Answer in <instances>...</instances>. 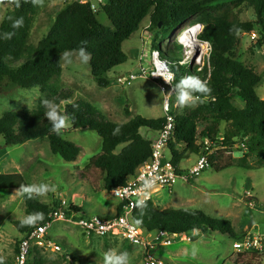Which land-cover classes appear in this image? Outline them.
Here are the masks:
<instances>
[{
  "label": "trees",
  "instance_id": "trees-1",
  "mask_svg": "<svg viewBox=\"0 0 264 264\" xmlns=\"http://www.w3.org/2000/svg\"><path fill=\"white\" fill-rule=\"evenodd\" d=\"M13 10L7 12L0 24V89H39L58 105L61 114L70 117L71 131H91L102 140V153L91 159L89 166L103 174L104 189L112 192L126 185L136 170L146 163L152 154V140L141 134L142 129L158 133L163 130L166 118L146 119L136 116L125 124H118L101 110L85 101L71 103L73 92L60 87L63 68L61 56L85 47L91 53V73L100 88L111 86L108 74L125 64L128 57L123 44L150 18L148 32L160 31L170 38L181 24L197 16L198 24L204 25L201 42L209 43L211 51L204 65L185 67L177 55L183 50L161 49V59L175 76V86L189 76L199 78L210 90L200 96L197 107L187 114L175 116L173 139L169 144L173 164L180 168L183 160L192 154L201 155L204 144L211 143L210 167L218 172L232 167L230 156L240 153V165L245 167L253 159L257 167L264 166V100L256 89L262 79L253 70L229 57L237 47L242 33L258 30L264 37V0H106L104 12L113 28L98 21V15L78 3L64 4L57 13L48 35L36 46L28 45L31 27L38 9V0H14ZM247 5L255 12V21L242 22L241 6ZM210 11V12H208ZM23 19V26L12 28L16 19ZM13 32L11 39L4 33ZM165 32V33H164ZM82 41L86 44L82 45ZM155 49H157L154 46ZM239 103V104H238ZM43 102L32 111L22 114L6 113L0 118V137L6 146H20L27 142L48 139L52 154L65 162H76L82 148L51 131V123L45 116ZM200 126H203L199 130ZM126 145L120 153L118 147ZM184 145L185 149H179ZM182 173V171H179ZM5 188H20V175L7 176ZM28 214L42 212L44 219L32 227L16 224L23 236L38 225L51 221V208L34 198L24 196ZM82 209L71 207L68 216L81 214ZM122 213L119 205L117 215ZM133 220L148 233L164 232L169 236L198 233H220L237 239V233L229 220L213 218L203 211L168 208L159 210L153 202L139 204ZM19 243L16 245L18 252ZM32 259V260H31ZM28 264H44L41 251L33 248Z\"/></svg>",
  "mask_w": 264,
  "mask_h": 264
},
{
  "label": "rangeland",
  "instance_id": "rangeland-1",
  "mask_svg": "<svg viewBox=\"0 0 264 264\" xmlns=\"http://www.w3.org/2000/svg\"><path fill=\"white\" fill-rule=\"evenodd\" d=\"M14 4V0H0V24L7 12L13 10ZM63 7V0H38L28 45L36 47L48 35L57 13ZM240 11L242 22L255 21L253 8L243 5ZM98 21L105 27L113 28L104 11L98 14ZM149 24L148 17L140 29L123 44L128 61L108 74L111 79V86L108 88L98 86L92 76L89 61L82 63L78 53L71 52V62H67L62 54L63 73L59 85L73 92L71 103L88 102L118 124H125L136 116L146 119L165 117L164 103L168 93L159 82L140 76L131 84L124 85L118 81V77L139 74V69L142 68L150 71L153 68L155 52L158 51L162 60L161 50L164 53H168L167 48L175 50L176 45L180 46L177 38L199 24L195 16L181 24L168 39L162 37L160 31L163 29L148 32ZM198 40L201 41L200 37ZM197 45L196 43L188 50L193 60H186L185 48L177 55L185 67L204 65V60L196 56L199 49ZM210 51L209 44L206 60ZM229 57L261 77L262 81L256 92L264 100L263 35L258 30L242 33L236 49ZM45 97L38 88L0 89V118L9 112H32ZM170 103L171 110L176 114H187L197 107L198 101L194 105L181 108L176 104L174 91ZM141 134L152 140L157 133L142 129ZM64 138L82 148L76 162L68 163L52 154L48 139L34 140L20 146H6L4 139L0 137V262L15 260L16 245L23 238L16 224L28 215L24 196L18 193V187L5 188L7 176L20 175L22 183L19 185L48 184L55 187V192L50 191L43 197H33L53 212L72 206L83 210L81 215H73V222L55 221L52 224L48 237L61 250L53 249V245L42 250L44 264H104V254L109 251L127 253L129 264H147L148 253L167 264H264V251L237 252L233 248L235 240L220 233H202L204 236L199 235L200 233L191 234L185 240L176 239L171 246L156 244L155 241L154 247L147 249L133 246L122 237H87L75 222L82 216H110L119 200L104 189L103 174L89 166L91 159L102 153V140L98 134L87 130L71 131V128H67L64 129ZM125 146L121 145L116 152L120 153ZM179 149L184 150L185 146L180 145ZM166 156L170 158L168 151ZM197 156L192 154L183 160L180 164L181 170L185 171L193 166ZM230 158L231 168L218 172L210 167L189 183L179 179L173 188L162 189L154 198L155 207L159 210H200L213 218L229 220L237 233L236 240H241L254 230L264 234V166L257 167L253 159H249L245 167L251 166L254 169L242 168L240 153H233ZM157 236V232L146 234L150 242Z\"/></svg>",
  "mask_w": 264,
  "mask_h": 264
},
{
  "label": "built area",
  "instance_id": "built-area-1",
  "mask_svg": "<svg viewBox=\"0 0 264 264\" xmlns=\"http://www.w3.org/2000/svg\"><path fill=\"white\" fill-rule=\"evenodd\" d=\"M63 2L64 4L78 3L87 6L96 15L104 11L105 6L107 5L106 0H63ZM196 26L202 27L204 30V25L199 24ZM177 42H179L182 48H185L184 51L187 52L189 50L186 49L187 46L181 44L179 37L177 38ZM155 50L157 51V49ZM152 64L153 68L150 71L142 68L139 69V74L132 73L118 77V81L124 85H129L138 77L143 76L159 82L165 88V91L167 87H171V93L168 94L164 103L166 124L163 130L156 134V138L152 139L151 157L136 170L135 174L128 179L126 185L116 188L111 192L112 197L118 199L120 202V206L122 207L121 214H116L114 216H82L75 222L87 237H122L133 246L146 249L148 247L153 248L155 241L156 244L161 243L165 246H171L176 239H184L190 236L182 235L171 237L164 232H159L156 239L150 242V240L146 238V234L149 233L136 225L133 220L136 207L139 204L146 202H154V198L157 197L162 189L173 188L179 179L189 183L199 177L205 170L210 168L209 155L212 154V150H210L211 143L205 139L202 141L204 144L203 153L197 156V161L193 166L185 171H182L181 168L178 169L175 167L169 149V144L173 139L176 125L175 116L170 113V98L174 93L173 85L175 82V76L167 63L160 60L158 51L153 55ZM165 105H167V108ZM166 151L169 152V159L166 156ZM179 171H182V173H179ZM70 208L54 211L49 216L51 221L38 225L36 228L28 231L20 241L15 260L12 262H0V264H28L33 248L42 251L53 245V249L60 251L61 247L49 239L48 231L55 221L73 222L74 214L72 213L70 216L67 214L70 213ZM75 215L77 216V214ZM189 241L191 240L189 239ZM233 248L237 252L261 253L264 251V234L256 230L251 231L241 240H236L233 243ZM146 262L147 264H167L151 253L147 254Z\"/></svg>",
  "mask_w": 264,
  "mask_h": 264
},
{
  "label": "clouds",
  "instance_id": "clouds-1",
  "mask_svg": "<svg viewBox=\"0 0 264 264\" xmlns=\"http://www.w3.org/2000/svg\"><path fill=\"white\" fill-rule=\"evenodd\" d=\"M13 29H18L23 26V19H16L12 23ZM14 35L13 32H8L3 34V38L11 39V36ZM82 45L86 44L85 41L81 42ZM64 59L67 62H71V52H65ZM78 58L82 63H87L91 59V53L87 52L85 47H80L78 50ZM210 90L207 85L199 80V78L194 76L185 77L180 80V82L175 86L176 94V104L181 108L185 106L194 105L198 100L201 102L202 99L200 96L194 95V93L207 94ZM43 104L46 108L45 116L47 120L51 123V131L60 134L61 130L65 128L70 120V117L64 114H61L59 107L53 101L44 100ZM167 108V105H165ZM55 192L56 189L54 186H49L48 184H39V185H21L18 190V193L21 196H27L28 199H32L34 196L43 197L49 192ZM44 219V214L42 212H35L28 215H25L21 221V227H32L37 222ZM197 230L193 229V234H196ZM236 241V240H235ZM104 264H129V257L127 253L117 254L115 251H109L104 254Z\"/></svg>",
  "mask_w": 264,
  "mask_h": 264
},
{
  "label": "bare ground",
  "instance_id": "bare-ground-1",
  "mask_svg": "<svg viewBox=\"0 0 264 264\" xmlns=\"http://www.w3.org/2000/svg\"><path fill=\"white\" fill-rule=\"evenodd\" d=\"M202 31V27L199 26H194L190 29V31L187 34L181 35L179 37V40L181 41L182 45L187 46L186 49H190L192 46L198 44L197 46L199 47L198 51V58H200L202 61L204 60L206 54L208 53L209 50V44L203 43L198 40V36ZM186 60H191L193 58L192 55L186 52ZM193 60V59H192Z\"/></svg>",
  "mask_w": 264,
  "mask_h": 264
},
{
  "label": "water",
  "instance_id": "water-1",
  "mask_svg": "<svg viewBox=\"0 0 264 264\" xmlns=\"http://www.w3.org/2000/svg\"><path fill=\"white\" fill-rule=\"evenodd\" d=\"M198 54H199V51H197L196 56H198ZM166 93H168V94L171 93V87H167L166 88ZM72 127H73L72 124L71 123H68L67 126L64 129L72 128Z\"/></svg>",
  "mask_w": 264,
  "mask_h": 264
},
{
  "label": "crops",
  "instance_id": "crops-1",
  "mask_svg": "<svg viewBox=\"0 0 264 264\" xmlns=\"http://www.w3.org/2000/svg\"><path fill=\"white\" fill-rule=\"evenodd\" d=\"M119 205H120V202H119V204L116 206V208H115V210H114L113 214H112V215H110V216H114V215H116V214H117V210H118V207H119ZM100 216H102V214H101ZM196 233H198V232H196ZM199 235H201V236H204L202 233H200Z\"/></svg>",
  "mask_w": 264,
  "mask_h": 264
}]
</instances>
